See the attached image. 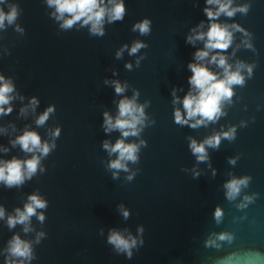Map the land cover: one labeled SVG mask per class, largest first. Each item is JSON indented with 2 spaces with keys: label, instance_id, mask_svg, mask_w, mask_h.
<instances>
[{
  "label": "water",
  "instance_id": "water-1",
  "mask_svg": "<svg viewBox=\"0 0 264 264\" xmlns=\"http://www.w3.org/2000/svg\"><path fill=\"white\" fill-rule=\"evenodd\" d=\"M124 2V19L106 24L103 37L90 35L79 24L61 30L46 0L0 3L5 12L13 5L19 9L15 24L0 29V75L10 78L16 89L13 111L0 116V128L6 129L0 133V149H9L0 151V159L30 157L10 143L26 127L43 140H51L50 130L61 129L56 148L41 161L43 173L19 188L0 185V206L6 213L23 208L32 193L48 202L44 222L33 216V231L28 233L22 225L9 229L6 220H0V264H5V249L15 234L33 244L34 259L26 264H264V0H234V5H249L247 14L219 17V23L239 24L250 34L252 48L244 47L243 33L235 32L224 54L233 66L237 60L254 65L253 74L247 78L245 71V85L234 86L224 116L197 129L174 122V109L182 105L173 104L172 90L181 98L189 90L187 66L203 42L188 44L186 37L202 21L207 30L205 0ZM144 18L152 21L149 36L132 31ZM136 40L148 48L136 56L124 51L116 58L117 50ZM141 56L145 58L136 67ZM126 63L133 64L131 71ZM208 67L222 73L215 65ZM105 79L127 82L128 97L138 90L137 102L148 101L145 112L155 120L140 137L128 138L147 141L139 162L129 164L136 172L131 182L125 179L128 173L120 172L113 180L106 169L115 157H109L102 142L114 143L120 133L104 132L103 112L115 115L122 97ZM33 96L39 100L35 112L29 108L22 115L20 109ZM49 105L55 106L54 114L37 126L36 118ZM232 126L237 129L235 140L224 139L219 149L208 150L210 167L209 162L197 164L188 138L201 141ZM233 157H238L234 166L228 162ZM194 167L200 173L195 178ZM232 176L251 177L235 201L226 198L223 187ZM245 195L255 198L237 208ZM119 204L130 210L127 220L117 210ZM218 207L223 211L220 223L214 217ZM138 226L144 228L143 244L132 250L130 259L107 242L110 229L138 236ZM41 231L45 236L36 243ZM222 233L231 238L218 239Z\"/></svg>",
  "mask_w": 264,
  "mask_h": 264
},
{
  "label": "clouds",
  "instance_id": "clouds-1",
  "mask_svg": "<svg viewBox=\"0 0 264 264\" xmlns=\"http://www.w3.org/2000/svg\"><path fill=\"white\" fill-rule=\"evenodd\" d=\"M3 3V0H0ZM47 6L54 11L52 17L59 22L61 30H70L77 24L80 27H87L90 35L103 37L105 35V25L122 21L126 15V6L124 0H46ZM206 6L203 9L208 20L207 30H203L202 21L196 27L192 28L190 34L186 37V43L195 45L197 42H203V48L197 49L194 53V62L188 64L191 75L188 78L189 90L183 98L176 95V89L172 90L173 104H180L182 107L174 109V122L180 126H188L193 129L207 127L211 123L217 122L226 113L225 105H230L233 101L234 86L243 87L247 78H251L254 65L245 64L237 60L235 66L229 63V57L224 53L232 46L234 42V33H243L245 39L242 40L244 47L252 48L250 34L246 32L239 24L219 23V17H234L237 13L247 14L248 4L234 5V0H205ZM19 16L17 6H10V10L5 12L0 8V29H5L6 25L15 24ZM16 30L23 32V29L16 26ZM132 31L138 32L141 36H149L152 31V21L144 18L132 26ZM148 44L141 40L134 41L131 46L125 44L116 52V58L120 59L124 51L130 56H136L141 49H147ZM239 47V45H237ZM234 54V53H233ZM145 57H138L136 67L140 66V61ZM215 65L222 69V73L213 72L208 65ZM125 68L129 71L133 69V64L126 63ZM113 75H116L113 72ZM105 84H110L117 96L122 97L117 102V112L112 115L108 111L103 112L102 127L105 133L118 131L119 138L115 142L104 140L102 148L108 153L109 159L106 169L111 171L112 179H119L120 172L128 173L126 181L131 182L136 176V172L129 169V164L139 162V153L142 147H147V141L140 139L138 143L128 142L129 137H140L146 127L155 124V120H150L145 109L149 102L138 103L140 95L138 90H133V95L128 97L124 95L129 85L127 82L121 83L119 80L105 79ZM15 85L10 78L0 75V116H6L13 111L12 101L16 99ZM23 99V97H20ZM39 105V100L33 96L28 105L20 109L22 115L27 114L29 108L35 112ZM55 106L49 105L35 120L37 126H43L54 114ZM236 126L230 127L226 131L214 132L201 141L189 137L188 147L195 157L197 164L210 161L209 149H219L221 141L226 139L233 141L236 138ZM6 132V129L0 128V133ZM61 129L56 127L50 130L51 140H43L40 134L30 128H25L20 135H17L10 141L12 147L19 146L21 151L31 154L27 159L12 157L11 159H0V185L9 189L19 188L26 181L31 180L38 173L45 171L42 166V159L47 157L56 148V139L60 136ZM0 151L7 153L8 148H2ZM238 157L229 158V164L235 165ZM209 162V167H210ZM187 172L188 169H182ZM193 177H198L199 172L194 167ZM215 170H213L214 172ZM251 177L232 176L225 184V196L229 201H235L250 184ZM255 196L245 195L243 200L237 204V208L243 209L254 200ZM48 207V202L38 193H32L27 197L23 208L17 207L12 213H6L3 206H0V220H6L9 229L15 228L18 224L23 226V231L28 233L33 231L31 219L35 216L41 223L45 220L43 210ZM117 210L122 217L127 220L130 216V210L123 204L117 206ZM214 217L217 223L223 219V211L219 207L215 210ZM125 231L110 229L107 242L114 247L118 253H124L130 259L133 249L143 244L142 235L143 226H138V236H133L130 232L125 235ZM103 234V229H101ZM45 236L44 232L36 234V243ZM231 237L227 233L219 235L218 239L226 240ZM213 241H210V243ZM7 256L5 264H26L34 259L33 244L24 240L20 235L15 234L8 241L5 249Z\"/></svg>",
  "mask_w": 264,
  "mask_h": 264
}]
</instances>
